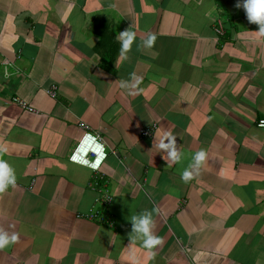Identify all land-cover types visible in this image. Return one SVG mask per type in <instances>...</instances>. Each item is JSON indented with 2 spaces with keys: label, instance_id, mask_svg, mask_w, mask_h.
<instances>
[{
  "label": "crops",
  "instance_id": "obj_1",
  "mask_svg": "<svg viewBox=\"0 0 264 264\" xmlns=\"http://www.w3.org/2000/svg\"><path fill=\"white\" fill-rule=\"evenodd\" d=\"M236 4L0 0V158L17 176L0 193V228L19 234L0 264H264V34ZM150 33L154 46L138 47ZM132 73L136 95L119 88ZM83 125L108 152L99 174L68 161ZM165 130L185 154L170 167L153 147ZM96 210L112 225L85 218ZM144 210L163 240L154 258L129 245Z\"/></svg>",
  "mask_w": 264,
  "mask_h": 264
},
{
  "label": "clouds",
  "instance_id": "obj_2",
  "mask_svg": "<svg viewBox=\"0 0 264 264\" xmlns=\"http://www.w3.org/2000/svg\"><path fill=\"white\" fill-rule=\"evenodd\" d=\"M236 7H242L247 15V19L250 23H256L258 25V32L264 34V0H237ZM137 34L135 31L127 28L119 32L117 40L121 45V55L125 56L131 49L132 45L136 42ZM156 41L155 34H149L138 45L144 48L151 49ZM142 82V77L136 76L135 73L130 74L129 79L121 78L119 80V88L124 90L128 95H136L139 90V86ZM159 153L163 154V158L170 167L173 164L182 162L184 158V152L178 147L177 136L171 131H162L159 135L158 142L154 144ZM99 151V147L97 148ZM76 159V157H73ZM207 150L200 149L192 156L189 165L183 169L181 173V179L188 183L193 180L195 176H198L201 172V168L206 163ZM17 182V176L14 168L9 164L7 160L0 158V193L7 191L10 187H15ZM131 221V231L129 233V245H135L137 242L148 251L150 257H155V249L157 246L163 243L161 237L154 232V216L152 210H144L137 214L131 215L129 218ZM19 240V234L16 232H9L3 228H0V250L9 247ZM134 251V249H133Z\"/></svg>",
  "mask_w": 264,
  "mask_h": 264
},
{
  "label": "built area",
  "instance_id": "obj_3",
  "mask_svg": "<svg viewBox=\"0 0 264 264\" xmlns=\"http://www.w3.org/2000/svg\"><path fill=\"white\" fill-rule=\"evenodd\" d=\"M218 33L220 34L221 32L218 31ZM4 71L6 72V66L4 67ZM48 94L50 97L55 98L56 87L52 86ZM11 101L19 105L21 109L29 113L36 112L34 109L29 107L24 101H22L18 97L12 98ZM256 126L258 128L264 129V120H259L256 123ZM82 128L84 130V134L77 142L75 147L71 150L68 157V161L72 164L86 167L89 170H91L93 173L99 174L108 156V152L104 140L100 135L91 133L87 125H83ZM155 129H156L155 125L146 127L142 129L141 136L145 138H150L153 136ZM98 147H99V151H97ZM73 157H76V159H73ZM99 179L102 183L104 184L107 183L103 175L99 176ZM111 201H112V196L108 193L107 190H103V192L101 193V197L98 201L100 206L108 207ZM85 218H88L93 221H97L102 224L107 223L109 225H112V222L107 221L99 210L94 211L92 214L87 215Z\"/></svg>",
  "mask_w": 264,
  "mask_h": 264
}]
</instances>
